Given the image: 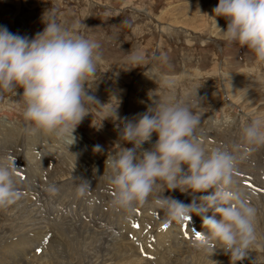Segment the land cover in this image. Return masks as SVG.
Masks as SVG:
<instances>
[{
	"label": "rangeland",
	"instance_id": "1",
	"mask_svg": "<svg viewBox=\"0 0 264 264\" xmlns=\"http://www.w3.org/2000/svg\"><path fill=\"white\" fill-rule=\"evenodd\" d=\"M218 3L0 0V26L14 34L31 40L43 32L44 19L51 13L63 27L94 40L101 60L86 88L106 105L100 108L86 102L91 114L77 126L71 145V140L62 142L54 135L29 134L22 115V88L17 95L4 93L0 98V161L14 158L13 179L22 193L16 203L0 208V264L4 260L11 264H126L124 259L132 264L154 260L156 264H231L223 249L210 256L193 246L196 233L202 231L197 215L183 224L173 221L161 227L164 214L152 197L131 213L115 208L114 186L106 168L109 155L119 150L122 123L137 120L161 101H181L200 116L197 135L208 149L224 145L232 150L240 143L242 128L256 116H264V66L255 63L246 47L223 39L220 30L227 29V21L216 17L219 30L210 18ZM130 52L144 57L140 67L130 64ZM115 107L118 119L110 116ZM157 139L153 134L142 150L152 149ZM96 145L101 151H94ZM82 182L89 187L83 193ZM53 187L55 191H50ZM237 188L251 196L257 209V241L242 261L264 264V146L239 163ZM163 195L190 204L194 198L199 203L198 198L207 193L194 197L177 189ZM21 202L25 208H15ZM32 217L43 223L26 226ZM70 227L79 229L78 233H70ZM19 250L24 260L19 253L16 263L10 257L2 259V251L7 255Z\"/></svg>",
	"mask_w": 264,
	"mask_h": 264
},
{
	"label": "clouds",
	"instance_id": "2",
	"mask_svg": "<svg viewBox=\"0 0 264 264\" xmlns=\"http://www.w3.org/2000/svg\"><path fill=\"white\" fill-rule=\"evenodd\" d=\"M212 18L227 21L220 30L229 44L246 47L255 63L264 66V0H219ZM45 20L43 32L31 40L0 26V98L4 93L17 95L23 89V119L32 135L49 134L71 145L77 126L91 110L86 102L101 105L86 85L96 76L101 55L99 45L68 29L52 18ZM144 57L129 53L133 67ZM131 67V68H133ZM117 116V107L110 110ZM200 116L181 101H161L135 121L122 123L117 145L109 155L106 168L114 186L112 204L118 210L134 212L152 197V203L164 214L165 225L183 224L193 215L202 220L193 246L209 253L223 249L231 264L247 257L256 244L257 209L251 196L237 188L238 165L258 147L264 146V116L251 119L241 130L240 143L229 150L224 145L210 149L197 135ZM153 134L158 139L150 150H142ZM131 144V148L121 147ZM95 152L101 146L94 147ZM14 158L0 161V208L16 203L22 193L15 187ZM82 182L80 191L88 189ZM207 193L190 204L165 197V191ZM50 191H55V187ZM212 212L209 216L208 213ZM217 216L219 219H217Z\"/></svg>",
	"mask_w": 264,
	"mask_h": 264
},
{
	"label": "bare ground",
	"instance_id": "3",
	"mask_svg": "<svg viewBox=\"0 0 264 264\" xmlns=\"http://www.w3.org/2000/svg\"><path fill=\"white\" fill-rule=\"evenodd\" d=\"M25 203H23V202H21V204H18L17 203V205H15V208H18L19 210H20V208L21 209H24L25 207V205H24ZM14 208V209H15ZM6 209V208H5ZM35 215V214H34ZM217 219H219V217L217 216ZM38 222H41L40 220H38V218L37 219H35L34 217H32L31 219H28L27 221H26V226H33L34 224H37ZM41 223H43V222H41ZM22 226V225H21ZM163 227H165V226H163ZM23 228V227H22ZM25 228V227H24ZM42 228V227H41ZM148 228H149V225H148ZM132 229V228H131ZM138 229V228H137ZM31 230H35V229H31ZM78 230L79 229H77V230H74L73 229V227H70V233H72V232H77L78 233ZM27 231H29V229H27ZM187 231H189V229L187 228ZM129 232V231H128ZM156 231H154V233H153V237H154V239H156L155 238V236H156V233H155ZM82 233L83 232H80V235H82ZM117 235H120V232L118 231V233H117ZM138 238H139V236H138ZM156 241V240H155ZM154 244V243H153ZM107 245V244H106ZM13 246H16V245H14V244H12V247ZM50 246V245H49ZM108 246V245H107ZM146 247H148V246H146ZM153 248H154V246H152ZM17 248V247H16ZM149 248V247H148ZM5 250H6V248H4ZM18 250V249H17ZM146 250V249H145ZM4 251V250H3ZM2 251V259H7L8 260V258L10 257L12 260H13V262L12 263H16L17 261H16V259H17V255H18V253L21 255V259H23L24 260V252L22 251V250H19L17 253L16 252H14V251H11V252H8V254L7 255H4V252ZM142 254H144L143 252H142ZM1 255V254H0ZM140 255V254H139ZM146 260H149L150 262L152 261L151 259H147L146 258ZM128 261H129V264H132L133 263V261H131V260H127V259H124V262L127 264L128 263ZM5 264H11L10 262L11 261H3ZM153 262V263H152ZM151 263L152 264H156V262H155V260L154 261H152ZM242 262V264H245L243 261H241Z\"/></svg>",
	"mask_w": 264,
	"mask_h": 264
},
{
	"label": "snow or ice",
	"instance_id": "4",
	"mask_svg": "<svg viewBox=\"0 0 264 264\" xmlns=\"http://www.w3.org/2000/svg\"><path fill=\"white\" fill-rule=\"evenodd\" d=\"M196 238H197V239H199L200 237H199V236H197Z\"/></svg>",
	"mask_w": 264,
	"mask_h": 264
}]
</instances>
